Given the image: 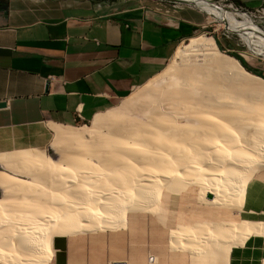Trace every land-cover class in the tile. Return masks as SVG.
Masks as SVG:
<instances>
[{
	"label": "crops",
	"instance_id": "1",
	"mask_svg": "<svg viewBox=\"0 0 264 264\" xmlns=\"http://www.w3.org/2000/svg\"><path fill=\"white\" fill-rule=\"evenodd\" d=\"M238 3L264 14V0ZM203 21L193 7L0 0V174L28 181L25 152L46 144L38 126H70L107 111L159 73ZM195 186L200 203L227 207L200 201ZM231 209L237 222H264V165L251 173L241 204ZM185 212L188 217L171 218L160 216L159 208L156 214L129 210L120 228L53 235L47 264H190L191 252L170 242V231L193 219ZM238 239L234 245L242 246L246 239ZM253 242L246 247L254 249ZM242 251L233 249L231 258L206 254L213 264H252Z\"/></svg>",
	"mask_w": 264,
	"mask_h": 264
},
{
	"label": "bare ground",
	"instance_id": "2",
	"mask_svg": "<svg viewBox=\"0 0 264 264\" xmlns=\"http://www.w3.org/2000/svg\"><path fill=\"white\" fill-rule=\"evenodd\" d=\"M178 1H182L186 4H190L189 2H192L193 5L200 8V10H203L205 13H210L216 21L225 22L228 25L227 30L237 32L239 37L244 41L243 43L252 44L253 46H257V47L259 46V47L264 48V35H261L258 32H256V30L251 27L250 20H248L244 17H239L233 9L227 10L223 6H221V4L209 3V1H207V0H178ZM241 14L250 17L249 15H247L245 13L241 12ZM238 18H240V19L238 20ZM197 51H202L204 54V57L207 56V58H205V59H207L206 62L204 60V63L198 64V66L195 64L197 67H193V65L191 64L192 66L189 69H185V68L178 69V71L176 73V78H174L175 80L177 79L178 84H176V85L174 84V86H176V88L173 86L174 90H171V91L167 90L168 92H165V95L168 97L173 96L174 100H172V101H175L176 102L175 104H177V102H178L177 106L183 105L182 107H184L186 105L185 103L189 102V103H191V106H194L193 104H195L196 109L198 108V110H199L198 112L202 113L201 111H203L202 115L198 112H197L198 114H196V111H193V110H192L191 114L193 116H196V118H198L199 121H197V122H198V124L200 122V127H202V129L204 127H206L205 129H206V132H208V136H206V137L204 136V138H203V136H201V135L205 134V133H203L205 131L204 129H203L204 131L202 129H201V131L200 130L197 131L198 133L199 132L201 133L203 131L200 135L201 138H203V139L201 141L200 140L201 138H199V139L192 138L190 141L193 140V143L197 142L198 146L196 147V150H195V148H194L195 146H193V144H191L193 146V150L190 149V152L192 154L194 151L196 156L198 157V159L201 158V163H199L200 164L199 167H201V169L204 170L203 171L204 173L203 172L199 173V174L197 172L192 173V174H194V177H196V179L193 176H189L188 173H191V171L189 169L193 170L192 168H194V166L186 164L187 163V161H186L185 165L187 166V168L184 171H179L178 173L175 171L172 174L167 175L168 173L171 172L172 168L167 167V165H166L167 162L165 163L166 156H165V153L162 152V151H164L163 146L166 147L165 144L168 145L169 143H171L175 147V149H173L174 153L176 154V152L177 153L179 152L178 154H176V157H175V158H177V156H178L179 159L183 158L185 156L184 153L189 151L188 149H186V152L182 151L183 149L181 147H179L180 145H179L178 141H180L183 136L179 135V136H181L180 140H177L176 144H173V143H175V139H177V138L173 139L171 135H169V136L165 135V133H169V132L173 133L172 130L176 126L178 128V126L181 127V125L185 124L184 123V124L180 125L178 123V121L175 122L174 119H176V118L175 117L173 118V116H170V114L167 115L168 117H170L169 119H167V124L165 123L168 126L164 125V128L161 126L162 128L159 127L161 129H158V130L155 129L157 131L156 135L154 134L155 136H152L151 134H150L151 137L149 135L147 136V128H146L147 124L143 125V126H145V127H143V130L142 129L139 130V132H138L139 134H137L138 136H136L137 138L134 135V137L136 138L134 140H131L132 139L131 136H130L131 137V139H130V138H128V136L124 135L123 134L124 131H123L122 135H124L128 139L127 138H121V137H119V138L115 137L116 140L113 141V139H112V141H110L111 143H109V144H112V146H113V144L119 146L120 143H122V141H124V143L126 142L125 147L129 143L128 145H132V144L136 145L137 144L134 147L139 148L141 146L140 147L141 149L143 148V145L145 147V145H147V144H151V146L157 144L158 149H161V151L159 152V150H157L155 152H150V150H152V148L150 146H148V148L147 147L146 148L149 149V147H150L151 149L146 150L145 148H143V149H145V151L142 149L144 152L148 151V152H146L144 157H145V159H148L147 161H149V163L151 164L149 166H152L153 163L156 161H162L163 165L165 164V167L161 166L162 165L161 164L160 165L161 167L158 165L159 167L155 166V168H153V170H151L150 168L148 170L145 168L146 166L144 167L143 165H141L142 168H140V166L138 165L140 169H143V167H144V170L142 171L140 169L139 170L135 169V175L131 176V175H133V170H131L132 167H130V164H129V166H127V165L125 166L122 164V167L121 166L118 167L119 169L116 167L117 171L120 172L119 173L120 177H119V174H115L116 177L113 176L110 178H109L108 174L105 177L103 176L104 178H109V180L111 182H112V180L117 181L120 179H121L120 181H122V182L125 181V183H126V181H128L129 188L131 187V189H132L131 192H129V191L126 192L125 189L123 190L122 187H119L117 182H114V185L113 184H111L110 186L108 185L111 188L107 189L108 186H106V190H105V188H103V190L105 192L102 191V189H101L100 192H103L101 194L102 195L101 197L98 196L99 190H97V188L95 189L93 187V186L97 187V185H93L92 188H89V187L86 188L89 190V192L91 193V196H92V199L90 202H94L95 204L98 203L99 207L101 208V209H99V211L93 209L95 211V212L94 211L93 212L97 213L98 215L92 213L91 210H89V208L87 210L88 206H84L85 205L84 203H82L83 206L81 205V208L86 207L85 210H87V211L83 210V208H82V210H83L82 211L80 206L75 207L78 204V202L75 200H73L75 202H71L69 200V202H71L72 204H70L68 202V199L64 200L61 196H62V193L65 192V189L63 187L65 185H62L63 183L60 181L61 179H59L61 176L59 178L56 177V176H59L55 173L57 171H53L51 169V172L52 173L54 172V174L56 176L49 178V185L47 186L48 189H47V192L44 194V195H48L50 198L48 197V199H49L48 202H47L46 197L42 196L43 198L40 199L43 203H45L44 200H46V202L49 205V206H47V204L45 205V206H47V208L44 206L43 203L38 202L37 201L38 199H35L37 201L36 205L38 207L41 206V207H39L40 208V211H39V208L37 210V206L35 205V203H36V202H34L35 200H31L32 202H34V203H32L30 200L24 199V200H27L28 202L27 201L23 202L24 200L23 201L20 200L21 203L18 202V204L19 203L21 205L23 204V206L25 205L24 207L27 208V210H26V208L24 209V212L26 210L24 215H22L23 213H21L22 216L19 214L21 217L24 218V220L19 222V221H17L18 220L17 218L16 219H14V218L9 219L6 216L7 217L6 221H4L3 217L1 216L0 219H3L5 225L3 223L2 225H4V226H1V223H2V220H1V222H0V264H47V261L49 259V255H50L49 243H50V239L53 235L71 234V233H75V232L92 231V230L105 229V228L114 229L118 226L124 225L123 224V222H125L124 221L125 220L124 214H126V212L129 210H145V211H150V212H153L156 214V213H158V211H157L159 208V207L157 208V206L159 204L158 199L161 195L160 191L162 189V188H159V186L163 185V184L166 185L165 186L166 188H171V190H173L176 193L178 191H181L182 189H184L185 188L184 186H186L188 184H195L199 187V196L201 199L200 201H203L204 203H209V204L217 205V206H227V207H234V206H238L241 204L242 193H243V189H244V186L246 184V181L248 180L251 173L255 169L258 170L262 165H264V103L262 102V99L261 100L259 99L261 97V95H262V97H264L263 96L264 95V79H261L259 77H255V76H251L248 72H246L244 70V68L237 62V60L235 58L222 54L218 50V48L216 47L215 42H214L212 37L205 36L203 34L191 37L187 44H185L182 47H179V49H177L176 55L183 57L184 55L189 54V55H191V57H193L192 55H195V53ZM202 52H200L201 54L200 53L199 54L202 55ZM196 56H195V58H196ZM191 60H193V58H191ZM191 60H189V62ZM194 62H195V60H194ZM196 62H197V60H196ZM186 64H188V62H186ZM186 64L184 63V65H186ZM186 66H190V64L186 65ZM186 68H188V67H186ZM228 69L232 70V73L234 75L233 77L228 76V74H227ZM170 70H171V68L168 70L169 76L171 75V77H172V74L173 73L175 74L176 71H174V72H172V74H170V72H171ZM251 78L258 79V80H260V82L252 81ZM148 83L146 84L147 86L144 87V89L138 91L137 93L135 92L136 94H134V92H133L134 95L130 96V94H129L128 98H125V100L123 99L124 101L121 102L122 104H120L119 108L117 107L116 109H110V110L108 109L105 112H102V113L95 115L91 120L90 126H82L81 128H76V129L68 128V127L60 126V125L53 126V131L55 133V136L59 140L64 141V142L65 141H67L68 143L72 142V144H74V142H77L80 144V142L86 141L87 140L86 138H89L91 135H93V131H95L94 129L96 127H98L102 123L108 122V121H111L110 125L112 126V129L120 132L121 127L118 126L119 124L117 125L116 119L117 118L120 119L121 115H123L124 113L129 111L132 107H134V105H136L141 99L143 100V97H145L146 94L150 95L153 92L155 93V91H154L155 89H152L151 87H153V85L156 86L155 84H157V83H155V81L153 79L151 80L152 84H148ZM198 88H200V90L206 89L205 92L207 95H205L203 93L205 95V97H203V96L201 97V95L198 93L201 98H198V99L195 98L194 93L197 92ZM211 92H214V93L211 94ZM218 99H230L232 102L229 101L230 103H228V102H225V103L221 102L220 103V102H218ZM239 99L243 100V101L240 103ZM250 99H255V101H257V102L253 101L254 105L250 104V102H252ZM192 102H194V103H192ZM235 103H239V105H236ZM240 104H244L243 107ZM239 106L242 107V109H241L242 114L244 116L247 115L248 117H245V118L240 117L242 119L236 118L241 113L237 109V108H239ZM214 110L215 111L217 110L218 113L219 112L220 113L217 114ZM256 110H259V111H256ZM255 111L260 112L258 115L256 113V117L254 116ZM237 112H239V113H237ZM187 113H189V112H187ZM253 116L255 118H253ZM200 117H202V118L204 117L205 121L203 119H201ZM206 119L207 120L208 119L209 120L215 119V120L213 122H208V121H206ZM162 121H163V119H162ZM162 121L160 122V120H158V122H160L161 124L163 123ZM164 122H166V121H164ZM192 123H193V121H192ZM110 125H109V127H110ZM158 125H159V123H158ZM120 126H122V125H120ZM190 126L192 127V124L184 125V127H187V128L189 127L188 129L191 130ZM194 126L199 128L198 125L197 126L194 125ZM194 126L192 128H194ZM197 128H195V129H197ZM109 132H111V131H109ZM130 132L131 131L127 132V134H129ZM192 132H193V130H192ZM189 133L191 134V132H189ZM179 134H180V132H179ZM188 134L186 137H184V139L188 138ZM219 135H220V137H219ZM179 136H177V137H179ZM192 136H194V135H192ZM113 138H114V136H113ZM189 138H190V136H189ZM199 140L202 143H200ZM185 141H184V143H185ZM97 142L103 144V142H105V141L99 140ZM130 142H131V144H130ZM185 144H187V143H185ZM185 144H183V145H185ZM200 144L202 146H199ZM98 146H100V145H98ZM109 146L111 147V145H109ZM155 146H152V147H154V149H155ZM169 146L171 147V145H169ZM113 147H115V146H113ZM157 147H156V149H157ZM177 147H178V149H177ZM116 148H118V147H116ZM140 148H139V151L141 150ZM167 148H169V147H166V149ZM176 149L178 151H176ZM119 150H121V149H119ZM143 151H141V152H143ZM39 152L41 153V155H44L43 150H39ZM106 152H108V150ZM180 152L181 153L184 152V153L181 154ZM108 153L110 156H112L111 151ZM116 153H118V152H116ZM120 153L121 152L119 151V154ZM123 153H121L120 155L123 156ZM134 153H136V152H134ZM104 154H106V153H104ZM102 155H103V153H102ZM109 155H108V157H109ZM125 155H127V154H124V157H125ZM186 155H187V153H186ZM106 156H107V154H106ZM116 156H118V155H116ZM129 156L130 155H127V157H129ZM45 157H46V155H45ZM81 157H82V155H81ZM108 157H105L104 160H107ZM127 157H125V159L128 160ZM112 158H114V157H112ZM118 158H120V157L118 156L117 159ZM72 159H73V157H72ZM189 159H191V158L189 157ZM192 159H193V157H192ZM73 160L75 162H77L76 159H73ZM108 160H110V159H108ZM112 161L115 162L114 159ZM112 161H111V164H112ZM121 161H123V160H121ZM121 161H119V163ZM193 161H195V160L193 159ZM58 162H59V160H58ZM125 162H126V160L124 161V164H125ZM53 163H55V162H53ZM116 163H114V164H116ZM171 163L172 162H170V164ZM80 164H82V162H80ZM111 164H110V166H111ZM135 164H136V162H135ZM135 164L132 166H135ZM170 164H168V166H170ZM89 167H91V164H90V166H88V169H89ZM197 167H195V168H197ZM32 168H34V171H37L35 173L40 174L38 172L40 170H38L37 166L31 167V169L29 170V172L27 174L30 175ZM56 168H57V166H56ZM39 169H41V168H39ZM61 169H63V168H61ZM86 169H87V167L85 168V171L81 170L82 174L79 175L81 177V179L87 177L86 180H88L89 176H91V175H85V174L89 173L88 170L86 171ZM113 169H114V167H113ZM201 169L199 168L200 171H201ZM43 170H44V168H43ZM90 170L93 171V169H91V168H90ZM197 170H198V168H197ZM114 171H115V169H114ZM207 171H208V173H207ZM93 172L96 173L95 170ZM111 172H113V171H111ZM35 173H33V174H35ZM46 173L47 172H45V174ZM1 174H0V176H2L1 178H3V179L6 178L5 180H7V179L9 180V181L8 180L7 181L0 180V185H3L2 188H3V192H4L2 194V196L0 197V212L5 213L3 211L6 210V208H8V206L10 205V202L13 198L12 194L9 193L10 192L9 190L11 188H13V186H11V188H9V186L11 184H13L12 182L14 181V178H13V180L11 179L12 180L11 181L10 178H8L9 176L3 177L4 175L3 174L1 175ZM112 174L114 175V172ZM117 175H118V177H117ZM49 176H51V175H49ZM155 176H158L159 179L157 180ZM188 176L192 177V178L188 179L189 178ZM97 178H96V182H98ZM29 179H30V181H28L29 185L32 184V186L30 185V187L31 188L33 187V189H31V194L38 195L39 191L35 192L37 190V189L35 190L36 185H34L35 187L33 186L35 181H38V180H36L35 178H32L31 175H30ZM86 180H84V181H86ZM102 180L103 179H101V183L104 181L105 183L104 182L103 183L105 185H107L106 179L103 181ZM15 181H17V180H15ZM84 181L81 180L77 185L73 186V188H71L70 195L76 196L78 193L81 194L82 193V187H84L83 185L85 184ZM120 181H119V183H121ZM96 182H94V183H96ZM36 183L39 184L38 182H36ZM101 183L99 186L104 187V184L102 183L103 184L102 185ZM125 183H124V186L127 185V183L126 184ZM108 184H109V181H108ZM115 184L118 186H116ZM29 185H28V187L23 186L24 189L23 188H20V189L21 190L23 189V191H24V190H26V187H27L26 191H30V190H28ZM121 185H123V184H121ZM99 186H98V188H99ZM20 187H22V185H20ZM14 188H16V187H14ZM163 189H164V187H163ZM6 192H8V193H6ZM207 193L211 194L210 198L206 197ZM40 194H41V192H40ZM49 194L50 195L52 194L51 196H53V197H51ZM54 196H56V197H54ZM50 199H52L54 201L51 202ZM63 200H64V203L61 202ZM12 201H14V200H12ZM15 203H17V202H15ZM51 203H53V204H51ZM59 203H63V205L59 204ZM42 204L44 207H42ZM50 204L52 206L55 205L54 208L57 207V208H55L57 210V212H56V210H53L54 208ZM156 204H157V206H156ZM61 205H62V207H61ZM43 208H45V209H43ZM50 208H53V209L51 210ZM78 208H80V210H78ZM41 209H43V210H41ZM49 209L53 212H51ZM59 209H62V210L60 211ZM31 211H33V212H31ZM17 214H18V211H17ZM11 215H12V213H11ZM21 217L19 218L20 220L22 219ZM14 220H16V221H14ZM118 228H120V227H118ZM250 234H254V235L260 234L263 236L264 235V222H258V223H255V222L251 223V222H247V221L220 222V223L219 222H203V223H197L193 227L177 225L176 228H174L170 231V242H171V245H172V243H174L175 245L178 244L175 247H180L179 244L181 245V243H178L179 240L180 241L185 240L187 242H189V241L191 242L192 240L196 239L198 241L203 242L202 244L200 243L199 246H203L202 248L204 249L205 253H216V254H220L223 257H226L229 253L231 246L234 245V243H235V242H233V239L235 237H238L240 239L241 238L244 239L247 236H249ZM240 239H238V240H240ZM238 240H236V241H238ZM211 241H212V243H211ZM187 242H186V245H188L190 243V242L189 243H187ZM206 243L207 244L209 243V244L207 245ZM238 243H240V242H238ZM198 244H199V242H198ZM205 245H207V247ZM190 246H192V245H190ZM194 246L196 247V245H194ZM194 246H192V247H194ZM184 248H186V247H184ZM197 248H199V247H197ZM187 249L189 252L195 253L194 249H191V248H187ZM201 253H202V249H201ZM227 264H228V262H227ZM261 264H264V260L262 261Z\"/></svg>",
	"mask_w": 264,
	"mask_h": 264
},
{
	"label": "rangeland",
	"instance_id": "3",
	"mask_svg": "<svg viewBox=\"0 0 264 264\" xmlns=\"http://www.w3.org/2000/svg\"><path fill=\"white\" fill-rule=\"evenodd\" d=\"M103 1H105L107 3H110V4H113V5L135 4V5H144V6H150V7H173V6L193 7V8L196 7L195 5H193L192 2H189L190 4H186V3H178V2H175V1H172V0H103ZM207 1H209V3H217L219 0H207ZM223 3H226V4L231 3L233 6H237L239 4L238 3V0H228L227 2H223ZM224 8H226V7H224ZM226 9L229 10L228 8H226ZM247 9H249V11H252L250 8H247ZM253 10H255V9H253ZM202 13L204 14V21L202 23V26L198 27L191 36H189L185 40H183L180 43H178V45H177L178 48L177 47L176 48L179 49V47H182L183 45L187 44L188 41H189V39L191 37H194V36H197V35H201V34H203L205 36H210V37L213 38L216 47L218 48V50L222 54L227 55V56H231V57L235 58L237 60V62L244 68V70L246 72H248L251 76H255V77H259L261 79H264V48L263 47H259V46L258 47L257 46H253L252 44L243 43L244 41L239 37V35H238L237 32L228 31L227 30V26L228 25L225 22H223V21H216L210 13H205V12H202ZM235 13L239 17H244V18L250 20L251 27L253 29H255L256 32H258L259 34L264 35V21H259L258 19H252L254 21V23H252L251 22L252 20H251L250 17L245 16V15H242L241 12H238V11H235ZM239 19L240 18H238V20ZM176 48H175V51H174L173 55H171V57L167 61L166 65L161 69V71L159 73H157L156 75H154L151 79H149L143 85H140V86L136 87L135 89H133L130 93H128L127 95H125L113 107L110 108V109H116L117 107L119 108L120 107V104H122L121 102H123L125 100V98H128L129 97V94L131 96V95L136 94L138 91L144 89V87L147 86L146 84L148 82H149L148 84H152L151 83V80L152 79L155 81V83H157V84H155L157 87L154 86V85H153V87H151L152 89H155L154 90L155 93L154 92L151 93V94L149 93L150 95H147L146 94L145 97H143V100L141 99L129 111H127L126 113H124L123 115H121L120 119L119 118L116 119L117 125L119 124L118 126L122 128V129L120 128V130H121L120 132L119 131H115L114 129H112V126L110 125L111 124V121H108V122H104L101 125H99L98 127H96L94 129L95 131H93V135H91L89 138H86L87 139L86 141L80 142V144L77 143V142H74V144H72V142L68 143L67 141L64 142V141L59 140L55 136V133L53 131V127L50 129V124H45V125L38 126L35 129L36 130V133L43 135V139L46 140V144L43 147L44 148L43 149L44 155H41V153L39 152V150H41V149H35L34 151H31V152L30 151H27V152H25V160H26V164H28L27 167L29 169H31V167H33V166H35V167L37 166L38 167V170H40V171H38L40 174L35 173L37 171H34V168H32V170L30 172V175L32 176V178H35L36 180H38V181H35V183L33 184V186L36 185L37 188L34 186L35 187V190L37 189L35 192L39 191L38 192L39 194L38 195L31 194V189H33V187L32 188L30 187V185L32 186V184L29 185V182L28 181H30V179H28V181H27V178L26 177H19V178H24L25 179L24 182L21 181V180H19V179H14V181L12 182L13 184H11L9 186V188H11V186H13V188H11L9 190L10 191L9 193L12 194V197H13L12 200H14V201L11 200L10 205L8 206V208H6V210L3 211L5 213L0 212L1 213L0 214V218L2 216L3 219H4V221H6V218L7 217L9 219L10 218H12V219L13 218L14 219L17 218L18 219L17 221H19V222H21L22 220H24V218L21 217V216L24 215V213L26 212L27 208L24 207L25 205L23 206V204L22 205L20 204L21 203L20 200L23 201L24 199H27V200H30L31 201V200L38 199L37 200L38 202L43 203L40 199H42L43 197H46L47 202H48V200H49L48 197L49 196L48 195H44V194L47 192V189H48L47 186L49 185V178L56 176L54 174V172L53 173L51 172V169L53 171H57L55 173L57 175H59V176H56V177L59 178L61 176L59 179H61L60 181L63 183L62 185H65V186H63L64 189H65V192L62 193V196L61 197L64 200L65 199L66 200L68 199V202H69V200L71 202L77 201L78 204L77 205L75 204L76 205L75 207L80 206V208H81V205L83 206L82 203H84L85 204L84 206H88L87 207V210L89 208V210H91L92 213L95 212L94 210H98L99 211V209H101V208L99 207L98 203L95 204L94 202H90L91 199H92V196H91V193L89 192V190L86 189V188H88V187L89 188H92L93 185H97V187L96 186H93V187L95 189L97 188V190H99L98 196L101 197L102 196L101 194L103 193V192H100L101 189H102V191H104L103 188H105V190H106V186H108V185L110 186L111 184L114 185V182H117L118 185H119V187H122L123 190L125 189L126 192L127 191L131 192L132 189H131V187L129 188L128 181H126L127 185L124 186L125 181L122 182V181H120L121 179L120 180H117V181L116 180L115 181L112 180L113 183L109 180L110 177H113V176L116 177L115 174H119L120 173V172L117 171L116 167L117 168L120 167V166L122 167V164L125 165V166L126 165L129 166V164H130V167L133 168V169L131 168V170H133V175H131V176H134L135 175V169H138L139 170L140 168H142L141 165H143L144 167L146 166L145 168L148 169V170H149V168L151 170H153V168H155V166H158V165L160 166L161 164H162L161 166H164L165 167V164L163 165V162L162 161H156V162H154L153 165H152L153 167L152 166H149L151 164L149 163V161H147L148 159H145V157H144L145 154H146V152H148V151L144 152L145 149L146 150H149V149L152 148V150H150V152H155L157 150H159V152H160L161 149H158V147H157L158 145L157 144H155L156 146L155 145H152V146H155V149H154V147L151 146V144H147V145H145V147L143 145V148H145V149H143V148L142 149L144 151L140 148L141 146L139 145L140 146L139 148L141 149L139 151V148L136 147L137 148L136 149L134 147L137 144L136 145L132 144L133 145L132 146V145H128L129 144L128 143L126 145V147H125V143L126 142L124 143V141H122V143H120L121 142L120 141L119 142L120 143L119 146L113 144V146H115V147H113L112 144H109V143H111L110 141H112V139H113V141H115L117 137L118 138L119 137H121V138H127L124 135L128 136V138H130V139L132 137L131 140L136 139L137 138L136 136H138L137 134H139L138 133L139 130H141V129L143 130V127H145V126H143L144 124L145 125L147 124L146 125V128H147V136L148 135L150 137H151V135L152 136H155L156 133H157L156 130L161 129L162 127L164 128V125L167 124V119L170 118V117L167 116L169 114H170V116H173V118L175 117L176 118V119H174L175 122L178 121V123L180 125L181 124H184V123H185L184 125H186V124H192V127L194 125H196V126L198 125L199 128H197L195 126H194V128H192L190 126V128H191V130H190V129H188L189 127L187 128V127H184V125H181V127L178 126V128L176 126L172 130L173 133H171V132L165 133V135H168V136L171 135L173 139L177 138V139H175V143H173V144H176V141L177 140H180V137L183 136L181 138V140L178 141L179 142V145H180L179 147H181L183 149L182 151H185V152H186V149L189 150V151L186 152L187 155H186V153L183 152L185 154V156L183 158L179 159L178 156H177V158H175L176 157V154L179 153V152L178 153L176 152V151H178L177 150L178 147H177V149L175 151L176 152V154H175L174 153V150H173V149H175V147L171 143H169L168 145L165 144L166 147H169L167 149H166L165 146H163L164 151H162V152L165 153V156H166L165 163L167 162V164H166L167 167L172 168L171 172L168 173L167 175L172 174L175 171L177 173L179 171H184L187 168V166L185 165V162L186 161H187L186 164H189V165L194 166V168H192L193 170L189 169L191 171V173H188L189 176H193L194 177V174H192L194 172H197L198 174L199 173H202L204 170H202L201 167H199L200 166L199 163H201V158L198 159V157L196 156V154H195L194 151H193L192 154L190 152V149L193 150V146H195L194 147L195 150H196V147L198 146V143L197 142H194L193 143V140L190 141L192 138L199 139V138H201V136H203V138H204V136L205 137L208 136V132H206V129H205L206 127L203 128L205 130L204 131L202 129V127H200V122H199V124L197 122V121H199L198 118H196V116H193L191 114L192 113V110L193 111H196V114H198L200 112H198L199 111L198 108L196 109L195 104H193L194 106H191V103H189V102H187L188 104L185 103L186 105L184 107H182L183 105L182 106H177L178 105V102H177V104H175L176 102L175 101H172V100H174V97L173 96H169V97L166 96L165 95V92L174 90L173 89L174 87L176 88V86H174V84L176 85L178 83H177V79L175 80L174 78H176V73H177L178 69H183V68L189 69L192 65H193V67H197L198 64H203L204 63V60L206 62L207 59H205V58H207V56L204 57V54H203L202 51H197L195 53V55H192L193 57H191V55H189V54L184 55L185 57L184 56L183 57L182 56H178V55H176V51H177ZM200 52H202V55L203 56L200 55L201 54ZM256 55H260V56H256ZM195 56H196V58H195ZM235 56H237V57H235ZM191 58H193V60H191ZM189 60H191V61L189 62ZM194 60H195V62H194ZM196 60H197V62H196ZM186 62H188V64H186ZM184 63L186 65H189L190 64V66L184 65ZM242 63H244L245 65H243ZM185 66L188 67V68H186ZM168 68L169 69L171 68L170 74H172V72L176 71L175 74L173 73L174 75L172 74V77H171V75L169 76V71H168L169 69ZM258 73H260L261 76L258 75ZM227 74H228L229 77H233L234 76L231 69H228L227 70ZM251 80L252 81H256V82H260V80L254 79V78H251ZM205 90H200V88H198L197 89V92L194 93V97L197 98V99L198 98H201L202 96L205 97V95H207L206 92H205ZM133 92H134V94H133ZM198 93L201 95V97H200V95ZM213 93L214 92H211V94H213ZM259 99L260 100L262 99V102L264 103V97H262V95H261V97ZM250 100L252 101V102H250V104H253V105H254V102H257V101H255V99H250ZM229 101L232 102L230 99H218V102H220V103L221 102L222 103L223 102L224 103L225 102L230 103ZM239 101L241 103L243 100H240L239 99ZM192 103H194V102H192ZM235 104L236 105H239V103H235ZM240 105H242V107H243L244 104H240ZM242 107L239 106V108H237L241 112L238 115V117H236L238 119H242L240 117H243V118L248 117L247 115L244 116L242 114V110H241ZM256 111H259V110H256ZM256 111H255V115H254L255 117H256V113H257V115L260 113V112H256ZM187 112H189V113H187ZM201 112L203 113V111H201ZM215 112L217 114L220 113V112L218 113L217 110ZM202 113H200V114L202 115ZM237 113H239V112H237ZM254 116H253V118H255ZM200 118L205 121V118L204 117L203 118L200 117ZM162 119H163V121H162ZM209 119L208 120L206 119V121L213 122L215 120V119H213V120L212 119L209 120ZM158 120H160V122L162 121L163 123L161 124L160 122H158ZM164 121H166V122H164ZM192 121H193V123H192ZM158 123H159V125H158ZM90 124H91V120L90 121H87V122H83V123H79L78 122V123H75L73 125L65 126V127L76 129V128H81L82 126H90ZM109 125H110V127H109ZM120 125H122V126H120ZM166 126H168V125H166ZM159 127H161V128H159ZM195 128H197V129H195ZM201 129L204 131V132L202 131L203 133H205L204 135H201L202 132L201 133L200 132L199 133L197 132L199 130L201 131ZM192 130H193V132H192ZM109 131H111V132H109ZM123 131H124V133H123L124 135H122V132ZM129 131H131L129 133L130 135L127 134V132H129ZM179 132H180V134H179ZM189 132H191V134L194 135V136H192ZM187 134H188V138H185L184 139V137H186ZM134 135H135L136 138L134 137ZM179 135H181V136H179ZM113 136H114V138L115 137L116 138L114 139ZM177 136H179V137H177ZM189 136H190V138H189ZM219 137H220V135H219ZM203 138H201L200 140L202 141ZM99 140H102V141H105V142H103V144L102 143H98L97 141H99ZM183 140L184 141L186 140L185 143H187V144H185ZM201 141H200V143H202ZM130 144H131V142H130ZM183 144H185V145H183ZM191 144H193V146ZM98 145H100V146H98ZM109 145H111V147ZM169 145H171V147ZM148 146H150L151 148L149 147V149H147ZM199 146H202V145L200 144ZM116 147H118V148H116ZM156 147H157V149H156ZM117 149L118 150L121 149L122 151L119 150L121 153L124 152L123 153V156L120 155L121 153L119 154V151ZM107 150H108V152L111 151V155L112 156H110L109 153L106 152ZM141 151H143L144 153L141 152ZM116 152H118V153H116ZM134 152H136V153H134ZM33 153L34 154L36 153V154L34 155ZM102 153H103V155H102ZM104 153H106L107 156ZM183 153H181V154H183ZM124 154L130 155L129 157H127V155H125V157H127L129 161L127 159H125ZM45 155H46V157H45ZM81 155H82V157H81ZM108 155H109L110 158L108 157ZM116 155H118L120 158L117 159L118 156H116ZM104 156L105 157H108L107 160H104L105 159ZM72 157H73V159H76L77 162L78 161L79 162L78 163L75 162L72 159ZM112 157H114V158H112ZM189 157L191 159H189ZM192 157H193V159L195 161H193ZM108 159H110V160H108ZM113 159H114L115 162L112 161ZM120 159L123 160V161H121ZM58 160H59V162H58ZM125 160H126V162L124 164V161ZM111 161H112V164L113 165L111 164ZM119 161H121L122 163L121 162L119 163ZM53 162H55V163H53ZM80 162H82V164H80ZM135 162H136V164H135ZM170 162H172V163L170 164ZM114 163H116V164H114ZM90 164H91V167H89V169H88V166H90ZM110 164H111V166H110ZM134 164H135V166H132ZM168 164H170V166H168ZM138 165L140 166V168H139ZM56 166H57L58 169L56 168ZM112 166L114 167L115 171H114V169H113ZM86 167H87L86 171L88 170L89 173L88 174H85V175H91V176H89V179L88 180H86L87 177L81 179V177L79 176L80 174H82V171H85V168ZM144 167H143V169H140V170L143 171L144 170ZM195 167H197L198 170ZM39 168H41V169H39ZM43 168H44V170H43ZM61 168H63V169H61ZM90 168L93 169V171L95 170L96 173L93 172V171H91ZM199 168L201 169V171L199 170ZM24 170H25L24 171V175L25 176H29V174H27V172H29L28 169L27 168H24ZM111 171L114 172V175L112 174L113 172H111ZM254 171H256V169ZM45 172H47V173L45 174ZM59 172L60 173L62 172V173L60 174ZM33 173H35V174H33ZM207 173H208V171H207ZM18 174H19V172H18ZM20 174H22V173H20ZM107 174H108L109 178H104L105 176H107ZM49 175H51V176H49ZM117 177H118V175H117ZM119 177H120V174H119ZM155 177H156L157 180L159 179L158 176H155ZM96 178L98 179L97 181L99 183L96 182ZM190 178H192V177H189L188 179H190ZM194 178L196 179V177H194ZM101 179H103V180L106 179V181H107V183H106L107 185H105L104 184L105 182L102 180L104 182V183L102 182L104 184V187L102 186L103 184L101 183ZM15 180H17V181H15ZM81 180H83V181L86 180V181H84L85 182V184L83 185L84 187H82V193L81 194L78 193L76 196L70 195L71 188H73V186L77 185ZM108 181H109V184H108ZM119 181L121 183H119ZM36 182H38L39 184H37ZM94 182H96V183H94ZM100 183L102 184L101 185L102 187L99 186ZM121 184H123V185H121ZM20 185H22V187H20ZM28 185H29V188H30V189L28 188V190H30V191H26ZM118 185H116V186H118ZM163 185H160L159 186V188H162V189L160 191V194L161 195H160V197L158 199L159 200L158 201L159 204L157 203L158 206L156 204L157 208L159 207V214H160V216L167 215V217L169 216L171 218H174L176 216L188 217V216H186V212L185 211L186 210H190V211H192L194 213L193 214L194 217H193L192 220L189 221V223L187 222V225H189L191 227H193L196 222H201L202 223V222L205 221V222H219L220 223V222H230V221L237 222V220H239L238 219V216L232 215L231 211L234 212V210L231 209V207L208 206V205H205V204L200 203L198 201L199 199H198V194H197L198 188L195 185H193V184H188V185L185 184L186 185V186H184L185 188L182 189L181 191H178L177 193L174 192L173 190H171V188H166L165 187L166 185H164V186ZM23 186H27L26 187V190H24V191H23V189H24ZM98 186H99V188H98ZM109 186L107 187V189L108 188H111ZM14 187H16V188H14ZM163 187H164V189H163ZM20 188H23V189L21 190ZM40 192H41V194H40ZM6 193H8V192H6ZM51 197H53V196H51ZM54 197H56V196H54ZM27 200H24L23 202H25ZM50 200H51V202L54 201L52 199H50ZM64 200L61 201V202L64 203ZM73 200H75V201H73ZM37 201L36 200L34 201V202H36L35 205L37 204ZM15 202H17V203H15ZM18 202H20V203L18 204ZM34 202H32V203H34ZM44 202H45V203H43L44 206L46 204H47V206H49L48 203L46 202V200H44ZM71 202H69V203L72 204ZM63 203H59V204H62L63 205ZM43 204H42V207H44ZM51 204H53V203H51ZM62 205H61V207H62ZM47 206H45V207L47 208ZM54 206H52V207L54 208ZM39 207H41V206H39ZM39 207L37 206V210H38ZM25 208H26V210L24 212V209ZM53 208H50V209L52 210ZM55 208H57V207H55ZM55 208L53 210H56ZM80 208H78V210H80ZM82 208H83V210L86 209V207H82ZM82 208H81V210H82ZM43 209H45V208H43ZM43 209H41V210H43ZM59 210L61 211L62 209H59ZM87 210H85V211H87ZM17 211H18V214H17ZM39 211H40V208H39ZM31 212H33V211H31ZM51 212H53V211H51ZM56 212H57V210H56ZM11 213H12V215H11ZM21 213H23V214L21 215ZM94 214L98 215L97 213H94ZM125 215L126 214H124V216ZM20 217L22 218L21 220L19 219ZM3 219H0V222L2 220L1 226H4L5 225ZM181 219H184V218H181ZM14 221H16V220H14ZM3 223H4V225H2ZM195 240H192L191 242L189 241L190 243L187 242V241H185V240H182L183 242L179 240V242H178V243H181V245L183 246L182 247L179 244V246H180L179 248L186 247L184 249H187V248L194 249L195 253L194 254L193 253H190V258H191L190 264H213L214 262L211 259V257H209L204 252V249L202 248L203 246H199L200 243L202 244L203 242L198 241V240L195 241ZM251 240H254V242H255V245L253 246L254 249H251V246H247L246 247V243L249 244ZM186 242L189 243V244L186 245ZM198 242H199V244H198ZM211 243H212V241H211ZM176 245H178V244H176ZM176 245L174 243H172V246L173 247H175ZM190 245H192V246L196 245V247L195 246L192 247ZM207 245H205V246L207 247ZM197 247H199V248H197ZM201 249H202V253H201ZM233 249H235V251H236V249L243 250L242 251V257H248V258L251 257V258H254L255 261H253L252 264H261L262 260H264V237L259 236V235H257V236L250 235L243 242L242 246H239V245H236L235 246V245H233L230 248L229 253H228V256L230 258L232 257L231 252H232ZM230 254H231V256H230Z\"/></svg>",
	"mask_w": 264,
	"mask_h": 264
},
{
	"label": "built area",
	"instance_id": "4",
	"mask_svg": "<svg viewBox=\"0 0 264 264\" xmlns=\"http://www.w3.org/2000/svg\"><path fill=\"white\" fill-rule=\"evenodd\" d=\"M228 0H219L216 4H221L223 7L228 8L229 10H234V11H238V12H242L245 14H248L252 19H258L259 21H264V14L259 13L256 9L252 11H249V9H247L245 6L238 4L237 6H233L231 3H223V2H227ZM225 8V9H226ZM252 23H254V21H251ZM110 264H121V263H110Z\"/></svg>",
	"mask_w": 264,
	"mask_h": 264
},
{
	"label": "water",
	"instance_id": "5",
	"mask_svg": "<svg viewBox=\"0 0 264 264\" xmlns=\"http://www.w3.org/2000/svg\"><path fill=\"white\" fill-rule=\"evenodd\" d=\"M172 1H177V2H179V3H184V2H182V1H178V0H172ZM195 7V6H194ZM195 8H197L198 10H200V8H198V7H195ZM200 11H202V12H204L203 10H200ZM256 26V25H255ZM257 27V26H256ZM259 28V27H258ZM261 29V28H260ZM256 56H260V55H256ZM263 57V56H262ZM206 197L207 198H210L211 197V194L210 193H207V195H206Z\"/></svg>",
	"mask_w": 264,
	"mask_h": 264
},
{
	"label": "trees",
	"instance_id": "6",
	"mask_svg": "<svg viewBox=\"0 0 264 264\" xmlns=\"http://www.w3.org/2000/svg\"><path fill=\"white\" fill-rule=\"evenodd\" d=\"M235 57H237V56H235ZM243 65H245L244 63H242ZM246 67V66H245ZM247 68V67H246ZM258 75H260L261 76V74L260 73H258Z\"/></svg>",
	"mask_w": 264,
	"mask_h": 264
}]
</instances>
